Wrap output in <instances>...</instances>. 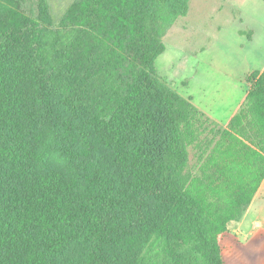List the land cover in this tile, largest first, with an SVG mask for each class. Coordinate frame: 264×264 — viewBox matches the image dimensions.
I'll return each instance as SVG.
<instances>
[{
  "label": "trees",
  "instance_id": "16d2710c",
  "mask_svg": "<svg viewBox=\"0 0 264 264\" xmlns=\"http://www.w3.org/2000/svg\"><path fill=\"white\" fill-rule=\"evenodd\" d=\"M188 8L74 0L54 24L0 0V264H223L264 179V69L226 126L162 81Z\"/></svg>",
  "mask_w": 264,
  "mask_h": 264
},
{
  "label": "rangeland",
  "instance_id": "374dc122",
  "mask_svg": "<svg viewBox=\"0 0 264 264\" xmlns=\"http://www.w3.org/2000/svg\"><path fill=\"white\" fill-rule=\"evenodd\" d=\"M73 1L48 0L54 24ZM163 43L156 75L226 126L250 87L248 75L264 69V0H189ZM219 241L223 264H264V179L250 208Z\"/></svg>",
  "mask_w": 264,
  "mask_h": 264
},
{
  "label": "crops",
  "instance_id": "0c3cea01",
  "mask_svg": "<svg viewBox=\"0 0 264 264\" xmlns=\"http://www.w3.org/2000/svg\"><path fill=\"white\" fill-rule=\"evenodd\" d=\"M262 183H263V181L261 182V184H260V186H259L257 192L255 193V195L259 192V190H260V188H261V186H262ZM255 195H254V197H255ZM254 197H253L252 201L254 200ZM252 201H251V203H252ZM251 203H250V205H251ZM250 205H249L248 208H250Z\"/></svg>",
  "mask_w": 264,
  "mask_h": 264
}]
</instances>
